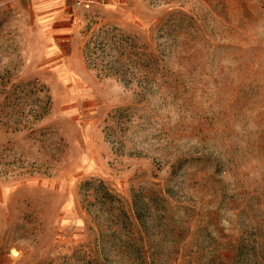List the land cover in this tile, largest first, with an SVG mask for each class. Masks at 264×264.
<instances>
[{
  "label": "rangeland",
  "instance_id": "1",
  "mask_svg": "<svg viewBox=\"0 0 264 264\" xmlns=\"http://www.w3.org/2000/svg\"><path fill=\"white\" fill-rule=\"evenodd\" d=\"M58 3L0 0V264H264V0Z\"/></svg>",
  "mask_w": 264,
  "mask_h": 264
},
{
  "label": "crops",
  "instance_id": "2",
  "mask_svg": "<svg viewBox=\"0 0 264 264\" xmlns=\"http://www.w3.org/2000/svg\"><path fill=\"white\" fill-rule=\"evenodd\" d=\"M75 1H76V4L81 5V3L80 4L78 3V0H75ZM80 1H88V2H91V4H93V3L96 4V3L101 2V0H80ZM36 2L42 6L43 10H47V11H52V10L54 11L55 10V13L56 12L60 13L58 15V19L62 20L65 17L66 10L58 8L59 7L58 0H36Z\"/></svg>",
  "mask_w": 264,
  "mask_h": 264
},
{
  "label": "built area",
  "instance_id": "3",
  "mask_svg": "<svg viewBox=\"0 0 264 264\" xmlns=\"http://www.w3.org/2000/svg\"><path fill=\"white\" fill-rule=\"evenodd\" d=\"M78 3L80 4H82L84 7H90L91 6V2H88V1H80V0H78Z\"/></svg>",
  "mask_w": 264,
  "mask_h": 264
}]
</instances>
